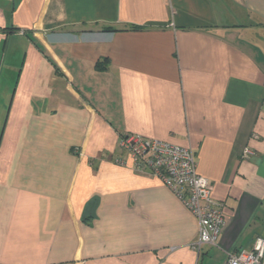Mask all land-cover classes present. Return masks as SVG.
<instances>
[{
    "label": "crops",
    "instance_id": "obj_1",
    "mask_svg": "<svg viewBox=\"0 0 264 264\" xmlns=\"http://www.w3.org/2000/svg\"><path fill=\"white\" fill-rule=\"evenodd\" d=\"M128 135L195 152L216 246ZM257 237L264 0H0V264H226Z\"/></svg>",
    "mask_w": 264,
    "mask_h": 264
},
{
    "label": "built area",
    "instance_id": "obj_2",
    "mask_svg": "<svg viewBox=\"0 0 264 264\" xmlns=\"http://www.w3.org/2000/svg\"><path fill=\"white\" fill-rule=\"evenodd\" d=\"M121 148L135 165L161 180L188 208L199 223V238L192 245L198 253L216 246L226 222L221 204L212 197L213 182L198 172L195 152L158 140L128 136ZM251 156L246 150L244 158ZM226 264H264V237H257L249 252L228 253Z\"/></svg>",
    "mask_w": 264,
    "mask_h": 264
},
{
    "label": "trees",
    "instance_id": "obj_3",
    "mask_svg": "<svg viewBox=\"0 0 264 264\" xmlns=\"http://www.w3.org/2000/svg\"><path fill=\"white\" fill-rule=\"evenodd\" d=\"M106 30H107V31H110L111 29H110V28H108V29H106ZM128 136H129V135H128ZM128 136H125V137H124V139H125V138H127Z\"/></svg>",
    "mask_w": 264,
    "mask_h": 264
}]
</instances>
